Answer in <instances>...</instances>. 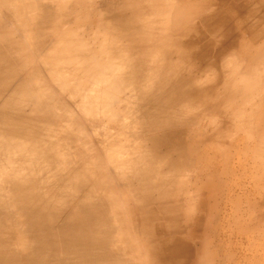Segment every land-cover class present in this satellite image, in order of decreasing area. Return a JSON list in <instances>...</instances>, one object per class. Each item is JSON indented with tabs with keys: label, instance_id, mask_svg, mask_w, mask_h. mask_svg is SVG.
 I'll use <instances>...</instances> for the list:
<instances>
[{
	"label": "bare ground",
	"instance_id": "1",
	"mask_svg": "<svg viewBox=\"0 0 264 264\" xmlns=\"http://www.w3.org/2000/svg\"><path fill=\"white\" fill-rule=\"evenodd\" d=\"M258 3L0 0V264H264Z\"/></svg>",
	"mask_w": 264,
	"mask_h": 264
},
{
	"label": "rangeland",
	"instance_id": "2",
	"mask_svg": "<svg viewBox=\"0 0 264 264\" xmlns=\"http://www.w3.org/2000/svg\"><path fill=\"white\" fill-rule=\"evenodd\" d=\"M258 6L264 12V7L262 6V4L261 5L259 4ZM261 7H263V8H261ZM263 23H264V21L261 23V26H262ZM188 135L189 134H187V136ZM188 140L190 141V138ZM215 168H217L216 164L213 166V169H215ZM220 196L221 195L219 194V198H217V203L219 204L218 205V209L224 208L226 213H227L226 217H228V215H229V219L231 220L232 219V216H231L232 213H230V212H232V210H230L231 206L228 204V201L225 202V200L223 198H221ZM231 196H232V198L241 196V199H242L244 207H245L247 202H258L261 199L259 191L256 189V187H253L252 185H249V181L248 180L245 181L244 185L240 186L239 188L235 187L234 188V192H233V194H231ZM231 196H229V197H231ZM212 201H213V203H216L214 198L212 199ZM224 203H226V208H225ZM245 210L241 211V214H242L243 219L245 221H247L249 219V214L247 215L248 211H245ZM230 222H232V220ZM228 228L229 227L227 226L226 232L220 231L219 233H216V232L215 233H213V232L211 233V231H208V234L211 236L212 243L213 244L214 243L218 244L219 242H224L225 244L241 245V243L243 241L244 244H246L245 238H240L237 234H235V231L232 232V230L228 229ZM237 254L239 256H242V252H237Z\"/></svg>",
	"mask_w": 264,
	"mask_h": 264
}]
</instances>
